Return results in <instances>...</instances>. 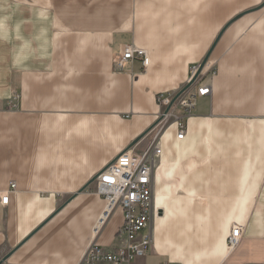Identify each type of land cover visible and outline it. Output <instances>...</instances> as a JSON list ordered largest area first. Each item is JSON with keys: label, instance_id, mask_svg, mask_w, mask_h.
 Instances as JSON below:
<instances>
[{"label": "crops", "instance_id": "0c3cea01", "mask_svg": "<svg viewBox=\"0 0 264 264\" xmlns=\"http://www.w3.org/2000/svg\"><path fill=\"white\" fill-rule=\"evenodd\" d=\"M264 0H0V264H80L105 206L93 182L143 150L156 94L199 97L161 139L151 252L138 264L264 263ZM125 44L146 49L114 69ZM15 185L12 188V185ZM117 208L96 238L118 243ZM234 224L245 225L227 251Z\"/></svg>", "mask_w": 264, "mask_h": 264}, {"label": "built area", "instance_id": "2783aa9c", "mask_svg": "<svg viewBox=\"0 0 264 264\" xmlns=\"http://www.w3.org/2000/svg\"><path fill=\"white\" fill-rule=\"evenodd\" d=\"M136 58L142 59L144 67H149L150 56L146 49L125 44L116 53L113 63L115 70H121L125 63ZM201 63L190 68V76L181 89L168 90L156 94L159 106L157 122L150 130L153 137L141 151L131 148L124 150L111 161L96 177V191L105 197V209L93 228V240L87 247L80 264H138L152 250L154 242L153 219L161 217L162 210H156L153 203L154 173L162 155L161 139L171 125H176L178 138L187 133L188 119L193 115L199 97L211 93L210 86L197 88L201 78ZM199 73V74H198ZM185 88V89H184ZM15 185H12L14 188ZM1 202L7 204L8 193L0 195ZM120 208L123 223L118 232V243L112 247L99 244L96 238L112 213ZM245 225L234 224L227 239L228 253L240 244L245 233ZM264 264V263H261Z\"/></svg>", "mask_w": 264, "mask_h": 264}, {"label": "water", "instance_id": "95a60500", "mask_svg": "<svg viewBox=\"0 0 264 264\" xmlns=\"http://www.w3.org/2000/svg\"><path fill=\"white\" fill-rule=\"evenodd\" d=\"M264 6V3H262V5H260V7H263ZM209 54H210V52H208V54H207V56L204 58V60H203V62L201 63V65H200V70H199V73L202 71V69H203V67H204V65H205V63H206V61H207V59H208V57H209ZM198 73V74H199ZM196 78H194V80H195ZM193 80V81H194ZM192 81V82H193ZM191 82V83H192ZM191 83H189L188 85H186V88L187 87H189L190 86V84ZM185 89V88H184ZM146 133H144V134H142V135H140L137 139H135L130 145H129V147L126 149V150H129V149H131L141 138H143V136L145 135ZM96 177H97V175L96 176H94L85 186H84V188L83 189H85V188H87L90 184H92L94 181H95V179H96Z\"/></svg>", "mask_w": 264, "mask_h": 264}, {"label": "rangeland", "instance_id": "374dc122", "mask_svg": "<svg viewBox=\"0 0 264 264\" xmlns=\"http://www.w3.org/2000/svg\"><path fill=\"white\" fill-rule=\"evenodd\" d=\"M152 137H153V133H152L151 136L149 137V141H150V139H151ZM148 144H149V142H148ZM148 144H147V145H148Z\"/></svg>", "mask_w": 264, "mask_h": 264}, {"label": "bare ground", "instance_id": "6f19581e", "mask_svg": "<svg viewBox=\"0 0 264 264\" xmlns=\"http://www.w3.org/2000/svg\"><path fill=\"white\" fill-rule=\"evenodd\" d=\"M228 251V250H227Z\"/></svg>", "mask_w": 264, "mask_h": 264}]
</instances>
